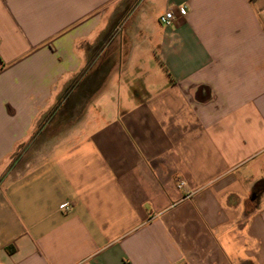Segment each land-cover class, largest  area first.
<instances>
[{"label": "crops", "instance_id": "1", "mask_svg": "<svg viewBox=\"0 0 264 264\" xmlns=\"http://www.w3.org/2000/svg\"><path fill=\"white\" fill-rule=\"evenodd\" d=\"M0 264H264V0H0Z\"/></svg>", "mask_w": 264, "mask_h": 264}, {"label": "built area", "instance_id": "2", "mask_svg": "<svg viewBox=\"0 0 264 264\" xmlns=\"http://www.w3.org/2000/svg\"><path fill=\"white\" fill-rule=\"evenodd\" d=\"M186 15L187 14V8L185 6H175V7H169L160 17H159V23L165 27H170L174 24V22L177 20V16ZM179 188H183L185 186L184 181L179 182ZM68 209V208H66Z\"/></svg>", "mask_w": 264, "mask_h": 264}, {"label": "rangeland", "instance_id": "3", "mask_svg": "<svg viewBox=\"0 0 264 264\" xmlns=\"http://www.w3.org/2000/svg\"><path fill=\"white\" fill-rule=\"evenodd\" d=\"M37 150L38 149L37 148L35 149L34 146H32V147L29 146V148H27L26 152H25V153H28L27 158H29V157L31 158L33 156L32 153H34V151L36 152ZM36 156H38V155L36 154Z\"/></svg>", "mask_w": 264, "mask_h": 264}, {"label": "flooded vegetation", "instance_id": "4", "mask_svg": "<svg viewBox=\"0 0 264 264\" xmlns=\"http://www.w3.org/2000/svg\"><path fill=\"white\" fill-rule=\"evenodd\" d=\"M74 87H75V85H74L72 88L74 89ZM72 88H69V90L67 91L68 94L71 93V91L74 92V90H70V89H72ZM78 93H79V92H78ZM75 96H76V95H75ZM75 96H74V97H75Z\"/></svg>", "mask_w": 264, "mask_h": 264}, {"label": "trees", "instance_id": "5", "mask_svg": "<svg viewBox=\"0 0 264 264\" xmlns=\"http://www.w3.org/2000/svg\"><path fill=\"white\" fill-rule=\"evenodd\" d=\"M111 35V34H110ZM78 79V78H77Z\"/></svg>", "mask_w": 264, "mask_h": 264}]
</instances>
